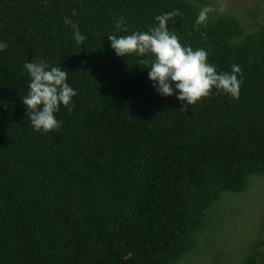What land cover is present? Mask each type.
Segmentation results:
<instances>
[{"label": "trees", "instance_id": "16d2710c", "mask_svg": "<svg viewBox=\"0 0 264 264\" xmlns=\"http://www.w3.org/2000/svg\"><path fill=\"white\" fill-rule=\"evenodd\" d=\"M173 10L166 26L182 44L218 72L240 66L238 97L212 88L180 111L148 79L147 55L110 47L107 35ZM0 41V264H175L223 192L264 176V27L245 30L209 0H0ZM34 58L76 90L49 132L22 103Z\"/></svg>", "mask_w": 264, "mask_h": 264}, {"label": "clouds", "instance_id": "9594fccd", "mask_svg": "<svg viewBox=\"0 0 264 264\" xmlns=\"http://www.w3.org/2000/svg\"><path fill=\"white\" fill-rule=\"evenodd\" d=\"M209 9H202L196 19L200 24L207 18ZM75 14V13H73ZM178 11L165 12L155 17L156 23L147 31H132L130 34H109L107 39L117 56L135 53L147 55L142 61L147 65L148 79L161 96L175 95L184 104L180 111L185 112L187 105H193L209 95L212 88L223 91L232 97H238L240 80L237 78L241 69L238 64L231 65V71H217L215 65L207 62V51L182 44L175 32L168 29L167 21ZM74 29L73 40L80 44L85 36L75 24L65 20ZM121 18L116 22L119 28ZM7 45L0 41V50ZM23 70L29 76L27 94L22 103L27 108V115L35 131L49 132L61 126L55 113L61 104L69 106L76 90L67 82V71L61 66H50L46 60L34 58L26 60ZM70 110V109H69Z\"/></svg>", "mask_w": 264, "mask_h": 264}, {"label": "rangeland", "instance_id": "374dc122", "mask_svg": "<svg viewBox=\"0 0 264 264\" xmlns=\"http://www.w3.org/2000/svg\"><path fill=\"white\" fill-rule=\"evenodd\" d=\"M209 1L216 12L234 14L245 30L264 27V0ZM193 240L175 264H242L253 252L264 264V176L249 175L239 193L223 192L205 210Z\"/></svg>", "mask_w": 264, "mask_h": 264}]
</instances>
